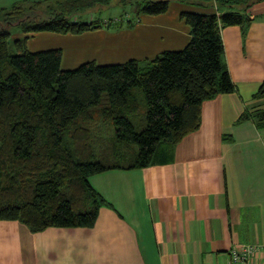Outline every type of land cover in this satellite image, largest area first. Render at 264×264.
Returning a JSON list of instances; mask_svg holds the SVG:
<instances>
[{
  "label": "trees",
  "instance_id": "trees-1",
  "mask_svg": "<svg viewBox=\"0 0 264 264\" xmlns=\"http://www.w3.org/2000/svg\"><path fill=\"white\" fill-rule=\"evenodd\" d=\"M112 1L25 0L0 7V219L34 233L92 226L107 204L89 184L92 174L172 161L173 147L200 126L203 101L236 90L220 29L238 25L244 37L251 18L243 11L258 0H179L214 3L221 13L181 11L190 39L154 58L86 61L62 70L61 49H27L30 33L131 27L141 14L165 13L170 2L136 0L131 17L82 19ZM14 27L25 36L11 40ZM257 88L252 97L263 100L264 79ZM243 121L264 130V107H245L234 123ZM128 144L136 147L128 152Z\"/></svg>",
  "mask_w": 264,
  "mask_h": 264
},
{
  "label": "crops",
  "instance_id": "crops-1",
  "mask_svg": "<svg viewBox=\"0 0 264 264\" xmlns=\"http://www.w3.org/2000/svg\"><path fill=\"white\" fill-rule=\"evenodd\" d=\"M22 1L0 0V7ZM191 5L221 13L214 3ZM169 8L141 14L131 27L30 33L27 49H61L62 69L154 58L190 39L181 4L173 14ZM243 13L251 18L244 37L238 25L220 29L236 90L203 101L200 126L173 147L172 161L92 174L89 184L107 202L92 226L34 233L0 219V264H229L230 248L246 243L259 244L256 260L264 262V130L234 123L245 107H264L252 97L264 79V0ZM39 38L54 42L34 48Z\"/></svg>",
  "mask_w": 264,
  "mask_h": 264
},
{
  "label": "rangeland",
  "instance_id": "rangeland-1",
  "mask_svg": "<svg viewBox=\"0 0 264 264\" xmlns=\"http://www.w3.org/2000/svg\"><path fill=\"white\" fill-rule=\"evenodd\" d=\"M136 0H113L111 2L110 5L107 6H99L98 8L95 9H89L86 14H84V16H82V19L84 20H90V19H96V18H100L102 20H107L108 18H118L120 15H123L124 13H127L128 15H134L135 11V5L134 2ZM124 2V3H123ZM170 14L175 13L177 11V7L181 4V9H184L185 11H195V12H203L201 11L203 8H199L197 6L191 5V4H185L183 2H180L179 0H170ZM146 15V14H145ZM128 17V16H126ZM145 19V18H144ZM20 31L17 28H11V34H10V39L13 40L15 37H19L20 35ZM46 40H42V39H38L36 41V43H34L33 45L35 46L34 48H39V46H50L52 45V43L54 42L53 39H49L45 38ZM72 42H69V45H72ZM32 45V46H33ZM31 48V46H30ZM50 48H54V47H50ZM50 48H39V49H33V50H37V51H32L30 49V51L32 52H38L39 50H50ZM181 49V48H179ZM168 50H173V49H168ZM167 50V51H168ZM165 51V50H164ZM155 55H152V57ZM110 64V62H109ZM79 66V65H78ZM77 67V66H76ZM61 68V67H60ZM62 69V68H61ZM68 69V68H66ZM75 69V68H72ZM63 70V69H62ZM133 147H136L132 144H128L127 146H125L124 148H126L129 151H131L132 149H134Z\"/></svg>",
  "mask_w": 264,
  "mask_h": 264
},
{
  "label": "built area",
  "instance_id": "built-area-1",
  "mask_svg": "<svg viewBox=\"0 0 264 264\" xmlns=\"http://www.w3.org/2000/svg\"><path fill=\"white\" fill-rule=\"evenodd\" d=\"M261 247L259 244H239L229 250V264H264L257 262Z\"/></svg>",
  "mask_w": 264,
  "mask_h": 264
}]
</instances>
